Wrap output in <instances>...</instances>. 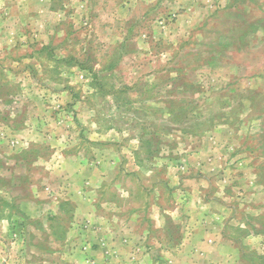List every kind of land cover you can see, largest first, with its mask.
I'll return each mask as SVG.
<instances>
[{"label":"rangeland","instance_id":"1","mask_svg":"<svg viewBox=\"0 0 264 264\" xmlns=\"http://www.w3.org/2000/svg\"><path fill=\"white\" fill-rule=\"evenodd\" d=\"M72 262L264 264V0H0V264Z\"/></svg>","mask_w":264,"mask_h":264},{"label":"crops","instance_id":"2","mask_svg":"<svg viewBox=\"0 0 264 264\" xmlns=\"http://www.w3.org/2000/svg\"><path fill=\"white\" fill-rule=\"evenodd\" d=\"M179 8L181 9V11H179V13H178V11L177 12H174L173 14H171V13H169V15L171 16V15H173V17H169V19H168V15L167 16H165L168 20L167 21H165L163 24L166 26V24H167V22L168 21H170V20H174V17L176 18V19H178V18H180L181 16H183V15H186V13H187V9H189V11H190V7H188L187 5H183V6H180L179 5ZM178 13V14H177ZM162 19V18H161ZM63 261H67V260H65V258L64 259H62ZM72 263H76V262H72ZM77 264V263H76Z\"/></svg>","mask_w":264,"mask_h":264}]
</instances>
